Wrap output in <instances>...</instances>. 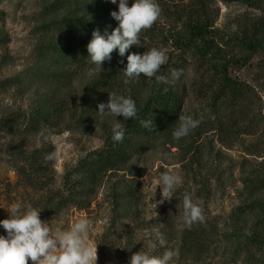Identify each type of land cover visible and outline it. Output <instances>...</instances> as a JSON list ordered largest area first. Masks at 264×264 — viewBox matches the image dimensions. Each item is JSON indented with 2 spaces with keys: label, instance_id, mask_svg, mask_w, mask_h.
Returning a JSON list of instances; mask_svg holds the SVG:
<instances>
[{
  "label": "rangeland",
  "instance_id": "obj_1",
  "mask_svg": "<svg viewBox=\"0 0 264 264\" xmlns=\"http://www.w3.org/2000/svg\"><path fill=\"white\" fill-rule=\"evenodd\" d=\"M157 2L161 16L141 32V45L123 57L115 50L100 71L87 44L94 30L105 35L118 27L111 13L119 0H0V220L18 202L40 210L65 199L41 220L66 231L87 218L97 264H130L134 253L150 251L154 229L165 242L153 254L172 251L170 264H264V47L242 44L264 40V4ZM200 13L211 18L219 62L228 60L239 92L225 90L221 68L174 42ZM154 47L168 56L161 75L171 79L172 69L183 75L160 84L141 74L125 84L127 55ZM116 68L118 79L108 77ZM160 92L175 97L176 123L154 135H128L133 119L98 112L111 93L130 97L139 111ZM180 114L202 122L177 140ZM117 122L139 150L97 179L86 178L84 166L120 143L112 139ZM37 149L43 158L36 165L46 169L31 181L26 157ZM165 171L182 179L168 200L158 185ZM185 193L204 210V221L191 227L183 218ZM0 235H7L2 226Z\"/></svg>",
  "mask_w": 264,
  "mask_h": 264
},
{
  "label": "clouds",
  "instance_id": "obj_2",
  "mask_svg": "<svg viewBox=\"0 0 264 264\" xmlns=\"http://www.w3.org/2000/svg\"><path fill=\"white\" fill-rule=\"evenodd\" d=\"M111 3L116 4L117 0H111ZM161 13L157 0H134L131 6L128 0H119L118 12L111 13L119 25L111 34L105 32V35H101L99 30L93 31V38L87 44L90 61L102 71V64L112 59L111 54L115 50L123 57L133 45L140 46L141 32L150 29ZM167 62L166 53L155 47L143 54H128L127 66L123 71L126 77L124 83L138 80L141 74L149 79L155 78L160 84L173 83L183 75L184 70L172 69L169 79L160 74ZM98 109L102 115L122 116L125 120L134 119L138 113L133 99L115 93L109 94L107 104L100 103ZM201 122L191 115L180 114L173 138L179 140L189 135ZM141 125L151 131L154 127L153 119L142 120ZM112 133L113 141L123 142L125 131L120 122L113 126ZM48 158L52 159L53 156ZM159 181L164 200L171 199L174 189L182 183L178 174L168 171L161 173ZM182 207L183 218L188 227L204 221L203 208L193 202L190 194L183 195ZM40 212L31 205L18 202L12 205L9 217L0 220V226L7 233L6 236L0 235V264H29V260L32 264H97V246L89 243L91 222L87 218L79 219L66 231H54L52 225L41 220ZM151 237L148 242L150 251L140 250L134 253L130 264H170L174 255L172 251H165L162 255L153 254L158 246L164 244L163 234L154 229Z\"/></svg>",
  "mask_w": 264,
  "mask_h": 264
},
{
  "label": "trees",
  "instance_id": "obj_3",
  "mask_svg": "<svg viewBox=\"0 0 264 264\" xmlns=\"http://www.w3.org/2000/svg\"><path fill=\"white\" fill-rule=\"evenodd\" d=\"M226 2L235 1V0H224ZM249 5H262L264 0H239ZM87 24V23H86ZM90 29L95 27V21L87 24ZM211 18L204 14H197L191 18L184 27V34L179 35L175 39L176 45L184 50L185 52H193L199 56V58L205 62L211 63L214 68H221L222 72V82L225 90L230 92H239L241 84L232 79L228 71V60L219 62L221 59H224L222 48L220 44L216 41L217 37L214 28L212 27ZM93 38V37H92ZM244 46L256 49L258 47H264V40L258 39L255 41L244 40L242 43ZM85 51V50H84ZM67 56V55H66ZM121 71L118 72V68L114 69L108 73V77H113L118 79ZM177 104L175 102V97H173L170 92L157 94L153 99L148 100L147 105L138 111L137 117L132 121H129L127 124L128 135L139 136H148L154 135L161 131L171 129L175 123V111H177ZM153 119V129L149 131L148 129L142 127V120ZM139 150L137 144L133 142L130 138H124L123 142H120L115 147H108L107 149L99 152L97 157L94 158L87 166H84V171L86 173V178L91 180L97 179L104 171L113 169L112 167L117 164L123 163L127 160L132 153H135ZM43 150L37 149L30 155H28L27 162L29 165L30 174L27 179L32 181V177L36 173L43 172L46 167L42 165H36L40 158H43ZM25 174V173H24ZM32 176V177H31ZM65 199H61L54 207V204L44 205L40 209V218L51 215L58 210L59 205H63Z\"/></svg>",
  "mask_w": 264,
  "mask_h": 264
}]
</instances>
